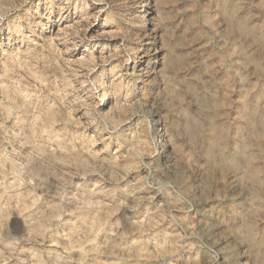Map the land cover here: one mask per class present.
Here are the masks:
<instances>
[{
	"label": "clouds",
	"instance_id": "9594fccd",
	"mask_svg": "<svg viewBox=\"0 0 264 264\" xmlns=\"http://www.w3.org/2000/svg\"><path fill=\"white\" fill-rule=\"evenodd\" d=\"M152 5L0 0V264H264V0Z\"/></svg>",
	"mask_w": 264,
	"mask_h": 264
},
{
	"label": "rangeland",
	"instance_id": "374dc122",
	"mask_svg": "<svg viewBox=\"0 0 264 264\" xmlns=\"http://www.w3.org/2000/svg\"><path fill=\"white\" fill-rule=\"evenodd\" d=\"M161 3H163V0H161ZM152 7H153L152 15L155 16L156 15V12H155L156 0H153ZM56 16H58V13L56 14ZM55 18L56 17L54 16V19ZM68 23H69L68 20H65L63 23H60L59 21H57V23L52 26V33H50V35L58 33L60 31V28L66 27L68 25ZM106 30L110 31V29H100L99 25L97 24V25H94L89 31H90V34L95 35L97 31H106ZM152 39H158V37H156L155 34H153V36H151V37L145 36V40H152ZM86 43L87 42H85V44ZM84 47H85V45L82 44L77 49H74V51L77 53L76 57H74V58H79L80 54H82L83 51H84ZM144 59L146 60L147 57H144ZM2 214H3V208L0 207V215H2ZM16 223H17V219H16V217H13L12 220H11V224L14 226ZM102 259H109V258L108 257H103ZM10 264H11V262H10ZM128 264H132V262H128ZM142 264H159V262H157V261H148V262H142Z\"/></svg>",
	"mask_w": 264,
	"mask_h": 264
}]
</instances>
